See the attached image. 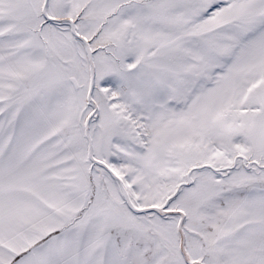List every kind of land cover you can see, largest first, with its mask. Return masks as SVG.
<instances>
[{
    "label": "snow or ice",
    "instance_id": "obj_1",
    "mask_svg": "<svg viewBox=\"0 0 264 264\" xmlns=\"http://www.w3.org/2000/svg\"><path fill=\"white\" fill-rule=\"evenodd\" d=\"M0 264H264V0H0Z\"/></svg>",
    "mask_w": 264,
    "mask_h": 264
}]
</instances>
